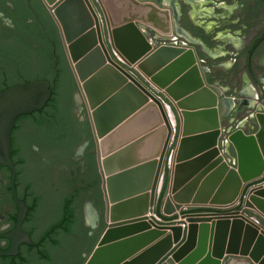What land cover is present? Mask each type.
Masks as SVG:
<instances>
[{
    "label": "water",
    "instance_id": "obj_1",
    "mask_svg": "<svg viewBox=\"0 0 264 264\" xmlns=\"http://www.w3.org/2000/svg\"><path fill=\"white\" fill-rule=\"evenodd\" d=\"M39 1L84 99L100 179L103 227L83 264H264V111L232 130L224 92L206 81L194 47L147 40L145 30L174 31L167 8L143 0ZM110 50L135 64L163 101ZM53 72L0 91V165L12 171L14 196L10 131L49 101L56 65ZM150 112L152 126L141 130ZM248 120L254 133L243 129ZM16 202L12 245L0 256L28 242L20 229L26 208Z\"/></svg>",
    "mask_w": 264,
    "mask_h": 264
},
{
    "label": "flooded vegetation",
    "instance_id": "obj_2",
    "mask_svg": "<svg viewBox=\"0 0 264 264\" xmlns=\"http://www.w3.org/2000/svg\"><path fill=\"white\" fill-rule=\"evenodd\" d=\"M143 1L167 8L174 30L166 37L145 30L147 40L155 46L196 48L206 81L233 100L232 105L228 99L227 119L235 120L238 101L245 102L250 114L264 111V0ZM51 61L52 71L54 65L58 69L56 107L46 103L40 111L19 116L10 131L15 196L12 171L0 165V252L12 245L16 199L26 208L20 229L28 237L17 243L15 255H1L0 264H83L103 227L88 116L82 95L76 102L78 115L72 113V73L57 29L39 0H0V91L38 78L50 80ZM236 77L241 80V91L233 90L238 98L223 84ZM67 202L69 219L62 215Z\"/></svg>",
    "mask_w": 264,
    "mask_h": 264
},
{
    "label": "rangeland",
    "instance_id": "obj_3",
    "mask_svg": "<svg viewBox=\"0 0 264 264\" xmlns=\"http://www.w3.org/2000/svg\"><path fill=\"white\" fill-rule=\"evenodd\" d=\"M195 51L196 52H198L197 51V49L195 48ZM228 51H230V50H228ZM220 54H222V53H220ZM218 63V62H217ZM217 63H215V61H212V64H217ZM42 64H43V62H42ZM63 67V66H62ZM64 68V67H63ZM42 72L43 73H45L43 70H42ZM48 72V71H47ZM70 77V80L72 81V84H73V92H71V93H73V99H74V106H73V110H72V113H73V115L74 116H77L78 115V108H77V106H76V102H78L79 104L81 103V94L79 93V90H78V87H77V85H76V82H75V80H74V77L72 76V75H70L69 76ZM219 80H223L222 78L221 79H219ZM227 82H225V83H223L225 86H228L229 88H230V94L231 95H234V96H236V94H238L240 91H241V80L238 78V77H236L233 81H229V80H226ZM208 83H210V82H208ZM211 83H213V82H211ZM235 88H236V94H234L233 93V90H235ZM69 91H72V88H71V90H69ZM237 97V96H236ZM238 98V97H237ZM240 100V99H239ZM236 105H237V108L239 109V110H237V112H236V117H235V120H234V125H236V123H238V121H240V120H242L245 116H249V114L250 113H248L249 112V109H248V106L245 104V102H243V101H238L237 103H236ZM247 106V107H246ZM168 108H169V106H168ZM166 110H167V112H168V117H169V120H170V123H171V125H172V127L174 128V125H175V118H174V116H173V114H172V111L170 110V108L169 109H167L166 108ZM251 115V114H250ZM84 118V117H83ZM224 123V125H225V122H223ZM248 124V125H247ZM249 124H250V122H249V120H248V122L246 123V125H245V127H244V130H246L247 128H248V126H249ZM261 184V183H260ZM246 197H247V194H245V196H244V198H242V199H239V200H237V202H236V204L235 205H237L238 203L240 204V203H242L243 204V202H244V200L246 199ZM240 200H242V202L240 201ZM249 212V211H248ZM252 212V211H251ZM255 212V211H254ZM254 212H252V214H255ZM249 214V213H248ZM252 214H249V215H251L252 217H254ZM254 219H256L255 217H254ZM256 220H258V218L256 219Z\"/></svg>",
    "mask_w": 264,
    "mask_h": 264
},
{
    "label": "crops",
    "instance_id": "obj_4",
    "mask_svg": "<svg viewBox=\"0 0 264 264\" xmlns=\"http://www.w3.org/2000/svg\"><path fill=\"white\" fill-rule=\"evenodd\" d=\"M210 53H212L211 51H209ZM214 57L216 56V54H213ZM121 57V56H120ZM122 58V57H121ZM123 59V58H122ZM124 61V59H123ZM127 65L128 68L130 67H134V69L137 71L136 76L130 72V70H128L127 68H123L125 71H127L135 80H137L143 87H145L149 92H151L152 94L158 93L159 95H162L163 91L157 89V87L150 81L149 78H147L137 67L135 64H129L126 61H124ZM130 66V67H129ZM232 105H233V101H232ZM165 108L169 109L168 106L166 105ZM168 113V112H167ZM146 115H149V117L147 118V123L149 125L143 124V127L141 130H145L146 128H150L152 125H150L152 123V118H153V114L150 113H146ZM170 115V114H169ZM168 115V116H169ZM163 182V181H162ZM161 179L159 181V184L162 183ZM182 226V225H181ZM166 234H169V231H166Z\"/></svg>",
    "mask_w": 264,
    "mask_h": 264
},
{
    "label": "trees",
    "instance_id": "obj_5",
    "mask_svg": "<svg viewBox=\"0 0 264 264\" xmlns=\"http://www.w3.org/2000/svg\"><path fill=\"white\" fill-rule=\"evenodd\" d=\"M51 64V67L49 69V72L51 74V77L53 76V71H52V65L54 64V61H51L50 62ZM49 64V63H48ZM251 80L252 82L257 85V77H255L253 74H251ZM42 78H38L37 80H41ZM69 84H68V89L73 90V84H72V81L70 80V77H69ZM57 97H58V91L57 89L55 91L52 92V95L49 99V101L47 102V106H51L52 108H55L56 104H57ZM34 206V205H33ZM62 215L64 216L65 219H69L71 216H72V209H71V206L70 204L67 202L64 206V209H63V212H62Z\"/></svg>",
    "mask_w": 264,
    "mask_h": 264
},
{
    "label": "built area",
    "instance_id": "obj_6",
    "mask_svg": "<svg viewBox=\"0 0 264 264\" xmlns=\"http://www.w3.org/2000/svg\"><path fill=\"white\" fill-rule=\"evenodd\" d=\"M147 31V30H146ZM110 54H111V56H112V58H114V60H115V62L118 64V65H120L121 67H123V68H126V63L123 61V59L116 53V51H114V50H110ZM130 67V66H129ZM128 70H130V72L133 74V76L135 75L136 76V73H137V71L134 69V67L132 68V67H130V68H127ZM159 100H161V101H163V96L162 95H157L156 96ZM251 116H252V114H251ZM249 117H250V115H249ZM238 125V124H237ZM245 123L243 124V129H244V127H245ZM248 125V124H247ZM236 126V125H235ZM257 128V125H256V123L254 122V121H251L250 122V124H249V126H248V128L247 129H249L250 131L249 132H247L246 130H244L246 133H254L255 132V129ZM229 130V129H228ZM224 150H225V148H224ZM169 177H170V175H169ZM169 177H167V182H169ZM161 181H163V178H161Z\"/></svg>",
    "mask_w": 264,
    "mask_h": 264
},
{
    "label": "bare ground",
    "instance_id": "obj_7",
    "mask_svg": "<svg viewBox=\"0 0 264 264\" xmlns=\"http://www.w3.org/2000/svg\"><path fill=\"white\" fill-rule=\"evenodd\" d=\"M228 99H230V98H224V103H225V105L228 107V108H231V107H229V103H230V101L228 100ZM231 100V102L233 101L232 99H230ZM241 214V213H240ZM241 216V215H240Z\"/></svg>",
    "mask_w": 264,
    "mask_h": 264
}]
</instances>
